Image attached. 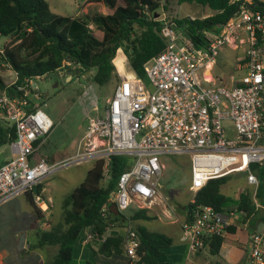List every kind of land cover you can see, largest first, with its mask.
Instances as JSON below:
<instances>
[{
  "label": "built area",
  "instance_id": "built-area-1",
  "mask_svg": "<svg viewBox=\"0 0 264 264\" xmlns=\"http://www.w3.org/2000/svg\"><path fill=\"white\" fill-rule=\"evenodd\" d=\"M161 32L169 48L145 64L146 81L125 62L122 71L117 70L120 81L112 100L89 122L79 143L81 160L106 161L108 179L113 156L132 158L111 196V205L120 214L155 205L167 155L190 158L193 198L209 181L233 175L244 177L255 198L259 179L252 166L264 164V15L253 1L245 0L217 32L205 33V48L178 36L169 23ZM224 47L244 50L236 62L245 73L231 78L230 85L205 77ZM14 75L12 84L17 82ZM34 83L18 87L21 97L0 94V125L14 133L8 144L10 159L0 167V204L32 191L58 169L46 159L32 158L36 143L54 126L40 105L30 104ZM36 203L48 211L40 197ZM190 204L181 241L194 256L208 248L212 238L224 236L240 213L233 207L220 212L196 205L195 200ZM257 208L263 207L257 204ZM92 237L89 233V242ZM125 245L128 264L139 261L140 240L130 225L125 228ZM250 246L248 264H264V233L252 234Z\"/></svg>",
  "mask_w": 264,
  "mask_h": 264
},
{
  "label": "trees",
  "instance_id": "trees-1",
  "mask_svg": "<svg viewBox=\"0 0 264 264\" xmlns=\"http://www.w3.org/2000/svg\"><path fill=\"white\" fill-rule=\"evenodd\" d=\"M104 3L106 13L87 19H73L54 14L45 0H0V68L17 74V82L8 84L0 76V94L21 97L18 87L28 81L53 76L60 69L80 66L83 73H92L91 82L103 87L120 81L114 59L117 52L129 61L130 70L146 81L145 64L167 51L168 41L162 35L165 21L158 18L160 9L168 10L173 3L196 4L214 12L206 18L170 20L178 36L186 38L196 48H205L206 32L218 31L245 0H89ZM164 3V5H163ZM253 6L264 15V2L255 0ZM31 106L34 105L30 101ZM14 139L9 126L0 125V147ZM42 140L36 143L35 159ZM133 161L127 156H113L106 161H95L84 182L63 203L62 218L49 230L40 231L35 249L57 247L54 257L46 264H128L125 255V228L129 222L151 221L149 210L131 208L132 214L116 216L111 211V196L116 191L120 176ZM259 179L255 198L249 190L240 193L234 201L222 192L228 178L211 180L200 190L194 200L196 205L211 206L227 212L236 207L243 223L254 219L264 208V164L253 165ZM40 194V184L27 192L29 202L38 219L42 211L35 205L33 195ZM193 205L189 204L188 209ZM105 210V212H104ZM139 237V261L134 264H179L183 248L173 246V239L160 232L149 231L143 225L133 228ZM236 226L227 229L224 236L210 240L208 249L219 256L228 234H235ZM92 240L82 248L85 233Z\"/></svg>",
  "mask_w": 264,
  "mask_h": 264
},
{
  "label": "rangeland",
  "instance_id": "rangeland-1",
  "mask_svg": "<svg viewBox=\"0 0 264 264\" xmlns=\"http://www.w3.org/2000/svg\"><path fill=\"white\" fill-rule=\"evenodd\" d=\"M45 1L54 14L75 20L106 13L103 2L94 4L89 3V0ZM259 1L264 2V0ZM213 13L209 8L196 4L180 5L173 2L168 10L160 9L158 11V18L162 22L169 23L174 19H204ZM3 43L4 40H1L0 48ZM243 51V48L234 50L224 47L222 49L216 65L210 72L215 81H218L217 83L230 85L231 78H240L244 75L245 71L239 70L236 62L237 58L242 56ZM117 53L116 58L124 59L129 70V61L123 56L122 50ZM118 66L121 69L124 65ZM0 76L8 84L15 81L13 71L8 68H1ZM89 78H92V73L86 77L84 75L74 77L68 82L60 83L50 76L38 79L34 83L30 98L34 104L41 106L54 124L51 132L42 140L36 157L46 159L49 163L55 164L58 169L41 182L40 194L34 193L33 195L37 207V197H40L48 205L49 209L43 213L41 219L36 218L26 193L0 204V262L3 264H46L56 253L57 247L35 249L36 235L40 231L49 230L61 220L64 201L84 182L87 173L94 167V160H81L79 143L85 135L89 122L98 114L104 113L105 107L112 100L116 85L119 83V80H116L101 87L89 81ZM3 153L10 154L8 145L0 147V156ZM163 164L164 170L159 194L162 201L158 198V202L149 210L150 216H153L154 219L136 223L130 221L129 225L133 228L140 224L149 231L168 234L166 230L178 227L169 224L177 219L175 215L181 214V211L186 210L194 200L190 192L192 184L190 158L181 155H167L164 156ZM244 190L252 192L242 175L231 176L222 187V192L234 201ZM233 208L236 207L233 206ZM131 214V209L123 212V215L127 217ZM240 218H242L241 215L237 214L233 221L242 226L239 222ZM251 230L254 231L256 228H251ZM88 234V232L85 233L81 251L89 243ZM245 236L243 228L236 235H228L227 239L232 241L238 237L244 244ZM86 241L87 243H85Z\"/></svg>",
  "mask_w": 264,
  "mask_h": 264
},
{
  "label": "crops",
  "instance_id": "crops-1",
  "mask_svg": "<svg viewBox=\"0 0 264 264\" xmlns=\"http://www.w3.org/2000/svg\"><path fill=\"white\" fill-rule=\"evenodd\" d=\"M122 54L125 57V59H127L124 53ZM207 73H208V76H211L210 72L207 71L205 73L206 78H208L206 76ZM88 75L89 73H86L84 77ZM63 80L61 82H64ZM89 81H91V78H89ZM66 82H68L67 77H66ZM9 159H10V154L3 153L0 156V167L4 165ZM35 160H40V159L35 157ZM158 198L159 200L162 201L161 197L158 196ZM158 198L155 203L158 202ZM236 200H238V198ZM187 211H188V207L186 210L181 211V214L175 215L177 217L175 221H172L171 223H169L171 225H177L178 227L176 229L174 228V229L166 230L168 234L163 233L173 239V246L175 248L177 247L183 248L184 255L182 257V261L179 264H189V263H192V264H248L250 251H251L250 236L257 232L264 233V208L261 209L259 215H257L254 219L250 218L243 223V218H240L239 222L240 224H242V226L234 223V226L237 227L236 233L228 234V235H236L239 232V230H242L244 228V231L246 233V236H245L246 242L242 244L241 240L238 239V237L237 239L232 240V241L228 240L227 239L228 237H226L225 242L223 243L221 247L219 256H212L208 248L194 255L193 257L189 256L188 247L186 246V244H184L181 241V234H182L181 225L186 219ZM43 213L44 212L42 211V214ZM251 228L253 229L256 228V230L252 231ZM0 264H3V263L0 262Z\"/></svg>",
  "mask_w": 264,
  "mask_h": 264
},
{
  "label": "water",
  "instance_id": "water-1",
  "mask_svg": "<svg viewBox=\"0 0 264 264\" xmlns=\"http://www.w3.org/2000/svg\"><path fill=\"white\" fill-rule=\"evenodd\" d=\"M237 1H242V0H237ZM78 67L79 68H77L76 71L67 72V73L64 71L65 69L63 68L62 70L59 71V72L63 71L62 73L57 72L56 74H54L52 76V78H56L59 82H61L63 80V78L67 77L68 81H70L72 78L79 77L81 75L83 69H81L80 66H78ZM64 82H66V81H64ZM36 191L37 190H35V193H36ZM111 211L116 216H119V214H120L115 205L111 206Z\"/></svg>",
  "mask_w": 264,
  "mask_h": 264
},
{
  "label": "bare ground",
  "instance_id": "bare-ground-1",
  "mask_svg": "<svg viewBox=\"0 0 264 264\" xmlns=\"http://www.w3.org/2000/svg\"><path fill=\"white\" fill-rule=\"evenodd\" d=\"M114 63H115V60H114ZM116 63H117V64H116ZM116 63H115V65L117 66L118 70L122 71V68H123V67L120 69L118 65L123 66V65H124V59H122V58H118V57H117V58H116ZM206 76L209 77V76H208V73L206 74Z\"/></svg>",
  "mask_w": 264,
  "mask_h": 264
},
{
  "label": "flooded vegetation",
  "instance_id": "flooded-vegetation-1",
  "mask_svg": "<svg viewBox=\"0 0 264 264\" xmlns=\"http://www.w3.org/2000/svg\"><path fill=\"white\" fill-rule=\"evenodd\" d=\"M62 69H63V68H62ZM62 69H60V70H62ZM64 69H65L64 71H65L66 73H67V72H74V71L77 70L76 67H72L71 69H67V68H64ZM60 70H59V71H60ZM59 71H58V72H59ZM62 72H63V71H61V72H59V73H62ZM85 74H86V73H83V72L81 73V75H85ZM81 75H80V76H81ZM63 81H66V77L64 78Z\"/></svg>",
  "mask_w": 264,
  "mask_h": 264
}]
</instances>
